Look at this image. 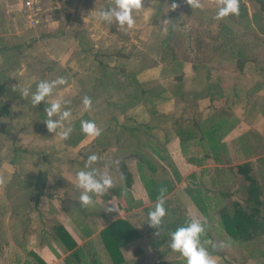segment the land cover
Masks as SVG:
<instances>
[{
	"label": "rangeland",
	"instance_id": "1",
	"mask_svg": "<svg viewBox=\"0 0 264 264\" xmlns=\"http://www.w3.org/2000/svg\"><path fill=\"white\" fill-rule=\"evenodd\" d=\"M24 1L23 6L25 5ZM53 1L55 2V0H41L42 5L40 7L42 11L40 12H42V18L40 13L36 12L35 7L33 8L34 15L40 21L33 28L39 26L38 31L40 33L44 31L41 35L46 33V31L55 30L57 26L64 32L67 29L71 36L77 35L80 31L79 42L68 38L60 42L58 46L52 47L54 39H46L47 37L37 38V41L27 44L21 53V61L26 68L21 74V80L16 78L20 81L16 79H13V81L15 85H19L18 90L25 86H30L31 90L32 84L35 82L39 83L41 80L51 81L58 77H64L68 82L72 79L76 81L74 86H68V83L58 86L53 96L47 99H61L69 102L71 99H76L75 101L79 103L74 105V108L71 107L72 105H68L69 103L65 104L64 107L77 114L84 111L81 101L84 96H89L93 99L95 97L92 103V110L89 112L93 114L98 127L103 129L102 135L99 137V140L103 143L109 141L110 144L113 143L117 146V137L124 141V144L127 141L130 142L127 139L126 130L122 129L121 126L137 125L145 117L149 116L147 107L143 103L130 107L127 112L122 110V107L130 103L128 97H132L135 89L138 88L130 75H125L120 71L122 67L136 74L137 80L141 82L144 88L160 89L161 85L164 86L167 91L166 97L168 98L157 99V101L152 98L151 102L156 105V108L161 113L172 111L174 113L172 118L195 117V113L196 116L200 117V115L207 113L200 111V106L209 102L207 99L201 101L200 105L196 102V105L192 107L190 105L194 101L190 102L189 108H184V112L183 109L181 110L184 106L182 101H192V94L203 90L206 86L212 87L214 92L219 93L217 98H221L220 101L214 103V106L210 104L214 110L220 109L224 111L223 107L231 100L232 111L240 106L243 109L242 114H246V116L247 114H250V116L254 115L250 124H253V121L256 124L260 117H264V0H240L246 5L247 17L229 16L220 21L213 18L217 11V6L212 4L210 0H202L204 3L203 9H192L184 3V0H144V9L140 13H134V18L139 17V19L136 18L135 28L126 32L119 31L115 23L107 25L103 23L83 24V26L77 19H72L71 24H68L66 17L59 25L55 24L52 22L51 17L45 16L54 11L53 5L55 3H52ZM148 1L149 5L147 6ZM173 2L180 5L175 11L170 9V4ZM68 10L67 8L64 12H68ZM71 10L73 12L74 9ZM75 10L77 12V9ZM11 16L15 18L14 13ZM23 18V24L22 22L17 23L16 19L15 25L10 29V33L6 37L9 44L18 43V31H22V40H26L33 32L31 30L33 28H29L26 25L25 12ZM165 19H168L167 32L164 31ZM43 23L46 24L44 28ZM90 26L92 27L91 29L89 28ZM88 29L92 31L96 29L99 35L105 37V39L98 38L95 41L99 47L94 46L93 50L98 52H83L80 49V47L85 50L87 48L91 49L90 42H93V40L90 41L88 39ZM106 43H108L107 46H104ZM110 45L113 47L108 49ZM120 45H122L121 54L127 56L116 57L104 54L119 49L120 47L118 46ZM236 50L243 52L241 58L247 57L242 72L236 67L237 56L234 54ZM173 56L175 57L174 59ZM172 59L178 60L181 63V67L174 64ZM99 60L102 61V64L98 63ZM104 68L107 69L105 70L107 73ZM103 71L106 73L105 76L102 75ZM101 75L103 80L97 79L94 81L95 77H100ZM177 75H181V82L175 80ZM16 76L18 75L16 74ZM103 81L104 85L102 88L96 85L101 84ZM114 82L119 84L122 89L115 88L113 86ZM89 93L92 95L90 96ZM228 107L230 108V106ZM94 111L97 113L94 114ZM89 119L92 120V118ZM173 121L174 119L157 123L156 121H151L147 134L154 141L162 142L165 139V133H170L173 130ZM36 125H39L38 129ZM160 127H164V131ZM24 128H27L28 131L25 132ZM251 128L241 134L243 139L238 140L240 143L235 141L231 147L226 144L229 151V161L203 168L207 170L202 180L203 185H200L204 190L206 186L211 185L208 181L211 173L213 179L220 181L219 185L216 186L218 189L232 192L230 198H219L218 206L220 207L233 199L242 200L245 196L247 182L242 175L234 172L236 163L251 160L258 181L264 184V153L258 154L259 150L264 149V138L249 134L248 132L256 133L253 130V126ZM45 129L47 132H45ZM40 130L42 132L34 135L36 131ZM241 135L239 137H242ZM15 140H17V143ZM18 141H21L23 145L26 144L27 149L32 150V152L33 150L40 151L25 155L24 164L26 165V170L24 171L25 175L26 173L30 175L28 167L37 161L34 158L42 157L43 160L49 158L56 162L57 156L48 155L46 157V154L51 153L54 148H60V143L63 144L64 140L54 133H50L45 122L42 126L33 119H24L22 121H18L15 118L0 119V164H11L12 171L16 170L13 163L18 162L10 160L14 156L17 157L16 152L11 153V149L19 144ZM91 145L95 146L94 141L89 142L87 148ZM43 149L44 151H42ZM47 149L49 150L48 152L46 151ZM95 149L90 151L93 153L89 152L90 155L96 154ZM114 150L109 148L104 153L99 154H101L102 158L106 155L105 159L108 161L112 158L111 161H116ZM19 152L18 150V154ZM59 156L60 159L65 157V150ZM45 165L44 161L42 167ZM109 166L110 174L114 177H120L118 165L113 162ZM0 167L2 166L0 165ZM49 169L50 166L46 167V173ZM208 169H210V172H208ZM20 171L22 170L20 169ZM162 172V169L159 168L157 175L162 177ZM63 173H65V170H63ZM189 181L191 179L187 178V182ZM206 193H208V190H206ZM212 211L217 210L214 209ZM254 248L253 245L242 248L236 242L231 241V246L222 251H226L227 264H231L232 261L234 264H264V257L255 258L256 252H249ZM253 252L254 254L251 255Z\"/></svg>",
	"mask_w": 264,
	"mask_h": 264
},
{
	"label": "crops",
	"instance_id": "2",
	"mask_svg": "<svg viewBox=\"0 0 264 264\" xmlns=\"http://www.w3.org/2000/svg\"><path fill=\"white\" fill-rule=\"evenodd\" d=\"M33 3L36 12L38 14L40 13L42 18V12H40L42 11L40 7L42 5L41 0H34ZM52 3H55V5H53L54 11H51L50 14L46 13L47 15L45 16L51 17L52 22L58 25L62 23L64 17H66V22H68V24H71V21H73L72 19H77L82 25L101 24L103 22H98L95 19V15L92 16V14H94L93 11L100 9L105 10L111 6L110 0H55V2L53 1ZM148 5L149 1L147 2V6ZM67 8L69 9L68 12H64ZM23 9V0H0V87L2 89H7V92L3 91L0 94V119L15 118L18 121L33 119L43 126L44 120H42L36 108L32 106L30 97L27 100L23 99L18 88L15 90L16 97H11L10 95V89H13L12 86L15 85L13 79L20 78L21 80V74H23L24 68H26L21 61V53L27 44L32 41H37L41 37L54 39L52 42L54 45H52V47L58 46L60 42L68 38L79 42L80 31L77 35L71 36L67 29L64 32L57 26L55 30L53 29L51 32L46 31V33L41 35L44 31L40 33V31H38V26L37 28L31 29L33 32H31L26 40H22V31H18V43L9 44L6 37L9 35L10 29L15 25V20L17 19V23L22 22L23 24ZM71 9H74V13ZM75 9H77V12ZM80 9L82 10L81 12ZM12 13L15 14V18H12ZM136 18L137 17H135V20ZM137 19H139V17ZM103 24L107 25L108 23ZM43 25V28L46 27V24L43 23ZM89 28L91 29L92 27L90 26ZM87 33L88 39L90 41L93 40V42H90L91 49L87 48L85 50L81 47L80 49L83 50V52H98L97 50H93L94 46L99 47L98 43L95 41L98 38L105 39V37L99 35L96 29H94V31L89 30ZM107 44L108 43L104 46H107ZM111 47L113 46L110 45L108 49H111ZM118 47L120 48L104 54L115 56L116 53L122 52V45ZM95 55H97V53H95ZM105 70L107 69L104 68V71ZM16 74L18 76H16ZM75 83L76 81L72 79L68 82V86H74ZM37 84L38 82L32 84L31 90L33 92L36 90ZM96 85L102 88L104 81ZM214 93L216 94L212 95L213 99L211 101L209 97L197 100L199 105L204 99H207L209 102L200 106V111L207 113L202 116L200 115V117L196 116L195 113L196 119H203L215 111H220V109L214 110L210 105L212 104L214 106L216 101L221 100V98H217L219 97L218 92ZM89 95L91 96L92 94L89 93ZM91 99L94 101L95 97ZM54 100L49 98L47 102L41 103L47 107V103L50 104ZM75 100L76 99H71L68 105H72L71 107L74 108V105H78L79 103ZM231 102L230 100L228 104L223 107V113L227 117L234 116L237 121L234 127L224 137L223 141L231 147L233 141L241 134L252 129V126L253 130L264 138V117H260L256 124L255 121H253V124H250L254 115L250 116V114H247L248 118L246 114L244 115L241 113L243 109L240 106L232 111ZM228 106H230V108ZM127 110L125 112H127ZM96 113L94 111V114ZM75 114L74 112L72 113L70 126L78 118L80 119L82 117L84 119V116L86 118L90 116L88 118H92V121L95 122L93 114L89 111L77 113V117ZM149 118V116L145 117V119L139 123H148L150 121ZM36 128L38 129L39 125H36ZM23 130L25 132L28 131L27 128ZM40 132H42V130L36 131L34 135ZM45 132H47L46 129ZM99 139V137H86L84 134L76 145H63V147L54 148L51 150V153L46 154V157L48 155L57 156L58 160L56 158V162L49 158L45 160H43L42 157H38V159L34 158V160L37 161L34 164H30V167H28L30 171L27 170L30 175L27 173L25 175V155L40 151L33 150L32 152V150L27 149V145H23L21 141H18L19 144L11 149V153L16 152L17 154V157L14 156L15 158L13 157L10 159L11 161L18 162L13 163L16 170H11V164H0L2 166L0 167V176L5 179L3 186L0 185V264H112L102 242L100 231L116 219L128 221L139 232L137 238L121 246L120 250L124 260L120 264H155L159 262L181 264L182 260H185L179 253L173 252L168 246L170 240L169 233L172 231V228L184 226L189 216L199 218L204 224L206 231H208L209 236L201 238L202 242L205 240H212L216 243L220 241H229L227 234H225L218 224V211H212L217 209L220 201V189L216 187L219 185L220 181L213 179L210 173L208 181L211 185L206 186L205 190L201 187L203 185V177L207 171L203 168L213 166L215 163L211 160H206L202 165L188 162L181 152L179 138L174 134L170 136L169 140L164 144L165 152L161 153L164 158L159 159L161 164L160 168L165 172L164 175L170 178L174 183L173 190L165 196L164 206L167 215L164 218L159 236L155 235L158 229L150 227L145 222L147 220V214L154 208L155 202L151 201L147 195L134 158H129L126 163L133 177V183L130 188L132 199L134 201H140V203H136V205L129 208L120 188V177H114L110 174L113 177V188L115 189V192L110 195V199L101 200V196L94 195L93 205L87 208L82 207L79 202L80 190L76 187V173L80 171V169H84L88 156L90 153H93L90 152L92 149L96 148L94 151L100 157L102 152L104 153V151L109 148L115 149L114 154L116 151V146H101ZM93 141L95 146L91 145L87 148L89 142ZM15 142L17 143V140H15ZM18 150L20 151L19 154ZM63 150H65L66 156L60 159L59 155ZM190 150L191 152H197L200 151V148L191 146ZM42 151H44V149ZM46 151L48 152L49 150L47 149ZM105 158L106 155H104L103 158L101 157V160L97 164H94L93 167H99L102 170L106 163L111 165V163L116 162L111 161L113 158L109 161ZM44 161L46 165L42 167ZM49 162L51 163L50 165ZM169 163L172 165V169L168 166ZM49 166L50 169L48 170L49 172H47L48 174L46 176H39V172H46L45 169ZM20 169L22 171H20ZM63 170H65V173H63ZM174 172H176L179 178L177 181L174 180ZM199 172L200 174H198ZM208 172H210V169H208ZM187 178L191 179V181L187 182ZM198 185H201L200 187L204 193L208 190L211 196V202L206 211H201L196 206L188 192V188L199 187ZM42 192L44 194H41ZM230 193L232 192L230 191ZM58 225H61L76 243L74 249L80 250V254L77 257H72L70 255L73 249L64 251V247L58 237L55 238L56 227ZM160 238L162 241H160ZM205 247L217 258V264H227L228 257L226 251L213 250L211 245L208 244H205Z\"/></svg>",
	"mask_w": 264,
	"mask_h": 264
},
{
	"label": "trees",
	"instance_id": "3",
	"mask_svg": "<svg viewBox=\"0 0 264 264\" xmlns=\"http://www.w3.org/2000/svg\"><path fill=\"white\" fill-rule=\"evenodd\" d=\"M247 15L248 11L246 5L243 1H240V15L237 17L245 18ZM234 54L237 56L236 67L240 72H242L245 62L247 61V57L241 58V56H243V52L241 50H236ZM115 56L125 57L127 55L116 53ZM174 58L175 57L173 56V59ZM98 63L102 64V61L99 60ZM173 63L178 67H181V63L178 60H173ZM120 71L125 75H130L132 81L136 83V86H138V88L135 89L134 94H131L132 97H128L130 103L125 105V107H122V110L125 112L128 108L133 107L136 104L143 103L146 105L147 112L150 116V121L148 123L137 124L134 126H121L122 129L126 130L127 139L130 140V142L127 141V143L124 144V141H121L117 137L118 143H116L115 160L120 161V164L118 165L121 177L120 188L129 208L136 205V203H140V201H134L132 199L133 197L130 188L133 183V177L126 163L127 158H134L136 160L140 179L151 201L156 202L158 189L161 186L167 188L165 196L173 190L174 183L170 178L164 175L165 172H162V177H158L157 175L161 166L159 159L164 158L162 157L163 155H161V153L165 152L164 144L173 134L179 138L182 154L186 157L188 162L192 164L202 165L206 160H211L215 164H221L222 162L229 161L228 147L223 139L234 127L237 121L234 116L227 117L224 115V111L220 110L218 112L215 111L203 119H196L193 116L187 118H172L174 117V113L172 111L161 113L156 108V105L151 102L152 98L156 101L157 99L163 100L168 98L166 97L167 91L164 86L161 85L159 87L160 89L144 88L142 87L141 82L137 80L136 74L132 73V71L126 70L125 67H122ZM105 72L103 71V76L106 75L107 72ZM102 75L100 77H95L94 81L97 79L103 80ZM175 80L181 82V75H177ZM106 86L108 87V85ZM113 86L117 89H122L120 85L117 83L115 84V82ZM3 91L7 92V89L1 88L0 94ZM214 94L216 93H213L212 87L206 86L203 90L192 94V101H183L184 106L181 110L183 109L184 112L187 107L189 108L190 102L194 101L190 107L196 105L197 100L201 98L209 97V100L211 101L213 99L212 95ZM10 95L11 97H16V91L10 89ZM45 108L46 107L42 103L36 107V110L40 113L42 120L47 119V115L44 112ZM173 119V130L170 133H165V139L162 142L154 141L152 137L147 134V130L151 126V121H156L157 123L159 121H171ZM82 120L90 119L84 116V119L81 117L80 119L78 118L75 120V122L71 125L74 129L73 132L67 140L63 141V144L60 143L61 147H63V145H76L78 140L82 138L84 135L81 131ZM160 129L164 131V127H160ZM248 133L257 137L260 136L257 132ZM240 139L242 140L243 136L237 137L235 141L239 142L238 140ZM235 141H233V143ZM100 145L115 146L113 143L110 144L109 141L107 143L100 141ZM191 146L200 148V151L191 152ZM263 153L264 149L258 151V154ZM252 164L253 162L251 160H245L234 165V172L242 175L243 179L247 182L244 198L242 200H230L224 205H221V207L218 206L219 208L217 207L216 210L218 211V224L225 234H227L229 241L231 240L236 242L242 248L253 245L255 248L251 249L249 252H256V256L254 257L257 258L259 256L264 257V184L258 181ZM168 166L172 169V165L170 163ZM47 174L48 173L46 172H39V176H46ZM174 180H179L176 172H174ZM114 192V188L110 189L105 195L101 196V200H109L110 195ZM188 192L196 206L201 211H206L211 202V196L208 193H204L200 186L190 187L188 188ZM41 194L44 193L42 192ZM231 196L232 193H230V191L220 190V197L230 198ZM177 227L172 228V231H175ZM100 235L112 264H120L124 260L120 250L121 246L137 238L139 236V232L128 221L116 219L105 226L100 231ZM205 236H209L208 231H206L205 235L201 238ZM57 237L63 245L64 251L73 249L70 252L72 257H77L80 254L79 249H74L76 243L61 225L56 227L55 238ZM160 241H162L161 238ZM254 252L251 255H253ZM155 264L171 263L159 262ZM181 264H186V262L182 260Z\"/></svg>",
	"mask_w": 264,
	"mask_h": 264
},
{
	"label": "clouds",
	"instance_id": "4",
	"mask_svg": "<svg viewBox=\"0 0 264 264\" xmlns=\"http://www.w3.org/2000/svg\"><path fill=\"white\" fill-rule=\"evenodd\" d=\"M210 2L217 6V11L214 19L217 21L223 20L226 17L240 15V0H210ZM144 0H110L111 6L105 10H95V19L98 22L112 24L118 26V30L126 32L132 30L136 26L134 13H140L143 7ZM184 3L189 5L192 9H203L204 3L202 0H184ZM180 5L178 3H171L170 9L175 11ZM164 31L167 32L168 19L164 20ZM67 79L58 77L54 80H41L36 90L32 92L30 86L20 88V93L23 99H29L33 107H37L41 102H47L48 97L53 96L58 86L66 85ZM13 90H16L19 85H13ZM69 101L56 99L47 107L44 112L47 119L44 120L47 129L50 133H54L62 140H67L73 132L71 124L72 112L70 109L64 107ZM92 99L89 96H84L82 99V107L84 111L92 110ZM67 122V123H66ZM81 131L86 137L98 138L102 135L103 129L97 126L94 121L82 120ZM101 160L97 154L88 156L83 170L76 173V187L80 190L79 202L82 207H90L93 205V196H103L110 189L114 187L113 177L110 175L109 164H105L103 170L93 167ZM117 165L120 161L115 162ZM5 183L4 177L0 176V185ZM167 188L161 186L158 189V195L155 206L147 214L145 221L150 227L158 229L155 232L159 236L164 223V218L167 215L165 209V194ZM206 229L199 218L189 216L184 226H179L169 233L170 240L168 242L169 248L186 261V264H217V258L214 257L205 244L211 245L213 250H224L231 246V241H220L218 243L212 240H205L202 242L201 237L205 235Z\"/></svg>",
	"mask_w": 264,
	"mask_h": 264
},
{
	"label": "built area",
	"instance_id": "5",
	"mask_svg": "<svg viewBox=\"0 0 264 264\" xmlns=\"http://www.w3.org/2000/svg\"><path fill=\"white\" fill-rule=\"evenodd\" d=\"M24 2L25 5L23 11L25 12L26 25L29 28H33V26H37L40 22L37 16L34 15L35 13L33 12L34 3L31 0H25Z\"/></svg>",
	"mask_w": 264,
	"mask_h": 264
}]
</instances>
